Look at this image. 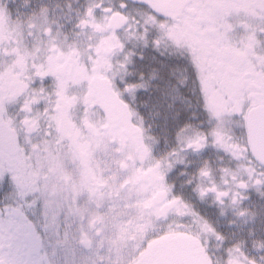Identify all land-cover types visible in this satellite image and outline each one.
I'll list each match as a JSON object with an SVG mask.
<instances>
[{
    "label": "flooded vegetation",
    "instance_id": "af4514ba",
    "mask_svg": "<svg viewBox=\"0 0 264 264\" xmlns=\"http://www.w3.org/2000/svg\"><path fill=\"white\" fill-rule=\"evenodd\" d=\"M84 1L79 13L76 0L50 9L42 1L0 0V264L74 259L55 253L56 240L38 216L55 200L70 215L92 213L95 197L107 192L95 176V154L125 161L120 168L130 181L122 189L146 191L141 224L152 234L128 264H264V227L251 218L264 167L252 157L223 180L206 172L202 205L196 190L194 200L180 204L170 193L175 181L158 164L135 161L150 154L141 106L147 69L157 68L153 82H160L163 65L179 62L214 67L212 81L226 88L242 129L234 149L251 156L244 121L264 105V55L251 47L255 39L241 48L220 44L226 35L218 30L240 27L250 35V9L264 24V0H165L162 15L149 1ZM255 32L264 35L262 27ZM204 144L195 137L185 148L200 151ZM187 204L200 211L186 213ZM81 219L86 229L78 241L87 252L90 235L101 232L96 219Z\"/></svg>",
    "mask_w": 264,
    "mask_h": 264
},
{
    "label": "rangeland",
    "instance_id": "374dc122",
    "mask_svg": "<svg viewBox=\"0 0 264 264\" xmlns=\"http://www.w3.org/2000/svg\"><path fill=\"white\" fill-rule=\"evenodd\" d=\"M42 1L43 5L53 8L54 5L65 2V0H31L37 4ZM71 1V0H67ZM78 12L86 6L84 0H76ZM250 35L240 27H233L234 23L228 22L233 27L232 32L227 31V26L218 30L226 37L219 39L220 44L228 43L234 47H242L248 38L255 39L254 52L264 55V35L259 36L255 29L263 28V21L255 22L257 15L250 9ZM215 20L218 14L213 16ZM227 23V19H225ZM223 40V41H222ZM234 43V44H233ZM242 45V46H241ZM209 46L207 51L210 52ZM214 47V45H211ZM218 47V46H216ZM197 57V56H196ZM201 59L203 54L199 56ZM207 59L214 63L211 55ZM148 70V82H144L142 110L145 113L147 123L146 137L150 154L135 158V161L147 164H158L169 177L168 181L173 183L171 196L179 203H189L193 190L199 193L197 198L203 202V186L208 185V180L203 175L209 172L210 176L224 178L226 174L245 169L249 164L251 156L236 151L234 146L237 139L232 135L237 132V138L242 140L240 133L242 129L238 126V120L232 110L233 103L230 102L225 87L212 81L215 77L214 67L206 65L205 80L202 67L198 69L192 62L177 65L164 64L162 67L163 78L160 82H153L156 77L157 68L151 66ZM173 76V80H172ZM176 78L179 82H175ZM200 78V82H199ZM195 137L204 138L205 146L200 151L187 152L185 143ZM95 176L99 182L105 185L106 191L101 197L94 199V208L91 214L79 212V214H68L60 210L57 203L49 202L45 209L39 212V219L45 222L48 238H54L55 253L62 255L64 261L74 257L77 263L71 260L61 264H124L129 263L137 254L141 243L150 240L152 233L142 223V205L144 191L141 188L127 187L122 189L125 182L130 179L122 171L120 164L111 158L102 159L94 156ZM137 168H134L135 170ZM134 180V179H133ZM132 180V181H133ZM194 182V184H193ZM191 183L193 184L192 188ZM198 187V188H195ZM190 189V191H189ZM256 203L251 210V218H254L258 228L264 227V187L255 190ZM57 204V206H56ZM186 213L195 216L200 209L190 207L187 204ZM210 206H215L211 205ZM84 218H94L99 222L97 227L101 235L96 238L90 235L92 246L89 251H84L79 245V237L85 232L86 226L82 222ZM88 234V232H87ZM264 241V239L262 240ZM260 240V242H262ZM68 258V259H67Z\"/></svg>",
    "mask_w": 264,
    "mask_h": 264
},
{
    "label": "water",
    "instance_id": "95a60500",
    "mask_svg": "<svg viewBox=\"0 0 264 264\" xmlns=\"http://www.w3.org/2000/svg\"><path fill=\"white\" fill-rule=\"evenodd\" d=\"M137 3L151 2L152 9L157 14L162 15L167 11V4L165 0H133ZM246 133L248 135V144L250 148V154L254 161L264 167V105L256 106L247 113L245 118ZM129 138L133 141L138 142L135 133L131 129H127ZM141 134L139 133V137ZM80 153L82 168L88 172L86 155Z\"/></svg>",
    "mask_w": 264,
    "mask_h": 264
},
{
    "label": "snow or ice",
    "instance_id": "6c2138e0",
    "mask_svg": "<svg viewBox=\"0 0 264 264\" xmlns=\"http://www.w3.org/2000/svg\"><path fill=\"white\" fill-rule=\"evenodd\" d=\"M3 99H0V110H2L3 109ZM207 227V226H206Z\"/></svg>",
    "mask_w": 264,
    "mask_h": 264
}]
</instances>
